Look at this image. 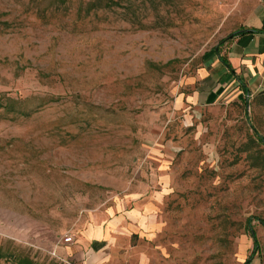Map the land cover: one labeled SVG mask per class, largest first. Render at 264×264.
<instances>
[{
    "label": "rangeland",
    "instance_id": "rangeland-1",
    "mask_svg": "<svg viewBox=\"0 0 264 264\" xmlns=\"http://www.w3.org/2000/svg\"><path fill=\"white\" fill-rule=\"evenodd\" d=\"M259 1L0 0V264H264V98L189 97Z\"/></svg>",
    "mask_w": 264,
    "mask_h": 264
},
{
    "label": "crops",
    "instance_id": "crops-1",
    "mask_svg": "<svg viewBox=\"0 0 264 264\" xmlns=\"http://www.w3.org/2000/svg\"><path fill=\"white\" fill-rule=\"evenodd\" d=\"M240 28L247 31L225 41L220 55L215 48L205 58L189 96L191 103L212 104L222 98L250 100L264 92V0L256 4L246 22L236 30ZM106 235L103 227L90 233L89 237L96 241L85 246L84 264L105 263L108 246L103 237ZM254 261L251 264H257Z\"/></svg>",
    "mask_w": 264,
    "mask_h": 264
},
{
    "label": "trees",
    "instance_id": "trees-1",
    "mask_svg": "<svg viewBox=\"0 0 264 264\" xmlns=\"http://www.w3.org/2000/svg\"><path fill=\"white\" fill-rule=\"evenodd\" d=\"M244 31H247V30L240 28L238 30L231 32L227 37H225L221 41V43H224L225 41L231 39L235 35H238ZM216 50H217V53L220 55V46H216ZM220 57L225 63L229 64V62L223 56H220ZM255 97L264 98V92L260 93L259 95L255 96ZM247 100H249V99L247 98ZM255 132H256V135L258 136V139L260 140V142H262L264 144V136H262L257 130H255ZM258 219L264 225V219H262V218H258ZM251 221H252L251 218H249L247 220V227H248V232H249L250 236L253 238L254 248H253L252 253L245 259V261L242 264H251L253 262V260L255 259L256 252H258L260 250V242H259L257 233L251 224ZM23 262L26 264H32L33 263L29 259L24 260Z\"/></svg>",
    "mask_w": 264,
    "mask_h": 264
},
{
    "label": "built area",
    "instance_id": "built-area-1",
    "mask_svg": "<svg viewBox=\"0 0 264 264\" xmlns=\"http://www.w3.org/2000/svg\"><path fill=\"white\" fill-rule=\"evenodd\" d=\"M65 241H66V242H71V241H73V236H71V235L66 236Z\"/></svg>",
    "mask_w": 264,
    "mask_h": 264
}]
</instances>
